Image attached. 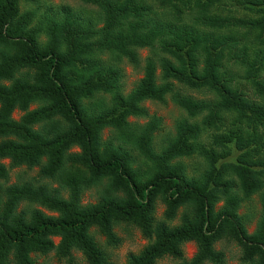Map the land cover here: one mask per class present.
I'll return each mask as SVG.
<instances>
[{
    "label": "trees",
    "instance_id": "1",
    "mask_svg": "<svg viewBox=\"0 0 264 264\" xmlns=\"http://www.w3.org/2000/svg\"><path fill=\"white\" fill-rule=\"evenodd\" d=\"M76 1L91 9L0 0V137L16 138L0 146V159L31 170L45 158L41 173L64 171L72 194L62 200L33 180L9 185L0 164V264H40L35 257L51 253L73 264L75 251L86 264H114L108 250L121 243V225L149 241L128 264L176 259L189 242L197 254L181 264H227L221 243L240 248L241 264H264V0ZM23 3L39 7L23 12ZM143 49L144 77L123 97L120 65L138 67ZM175 83L210 96L195 100ZM102 91H115L111 104L96 100ZM168 95L190 116L204 114L205 124L180 121L158 152L161 120L139 126L129 118H146L143 104ZM33 104L40 106L29 111ZM18 109L27 113L15 122ZM107 129L114 136L104 140ZM194 136L197 177L181 161L194 156ZM74 146L83 152L69 154ZM93 187H101L97 202L82 205ZM255 196L262 209L250 234L239 212Z\"/></svg>",
    "mask_w": 264,
    "mask_h": 264
},
{
    "label": "rangeland",
    "instance_id": "2",
    "mask_svg": "<svg viewBox=\"0 0 264 264\" xmlns=\"http://www.w3.org/2000/svg\"><path fill=\"white\" fill-rule=\"evenodd\" d=\"M42 5L51 6L58 8L60 6H70L76 11L84 10V9H91L89 7L83 6L80 2L76 0H41ZM39 6L34 4H25L23 3L21 5V10L25 12L26 10L31 9H37ZM140 56V65L138 67H135L134 65L130 64L127 59L123 61V63L120 65L122 68V74L123 79L121 80L120 84L122 85V96L126 97L128 94H130L133 89L136 87L138 82L144 77V64L145 59L150 55L149 49H143L139 51ZM161 70L157 72V77L159 79L158 84L161 83L160 80ZM178 89L181 90V93H184L187 96L192 97L195 100H202L208 98L210 95L206 92H197L188 90L186 88H182L181 86H178L176 83ZM115 95V91L113 92H99L96 96V100H104L105 103L111 104L112 96ZM90 100V99H87ZM86 100V101H87ZM87 102L86 104L92 103ZM40 105L33 104L29 111H33L37 108H39ZM143 107L147 110L148 116L146 118H129V122L134 125L138 124L139 126H146L147 124H150L153 119H160V129L155 132V147L158 152L168 144L169 139L173 138L177 134V124L180 121L186 120L188 122V125H192V128L197 129V125H201L202 123L205 124V115L200 114L196 115L195 117L190 116V114L181 108L179 105H177L172 100V95H168L166 97V100L162 102H152L148 101L143 104ZM1 110V105H0ZM27 112L21 111V110H15L12 115L11 119L15 122H20V120L26 115ZM33 132L38 131V126H33ZM194 130V129H193ZM213 134V133H210ZM214 135V134H213ZM114 133L111 132V130L107 129L103 132L102 137L104 140H107L109 138H113ZM15 142L16 138L14 137H0V146L4 144L5 142ZM189 145H193V149L196 150L194 156L192 158H184L182 159V164H184L188 168L189 175H195L197 177V161L200 160V158H197V145L200 144V141L205 146L209 147L211 144V141L209 138L204 134V137L197 139V136H194L192 138H189L188 140ZM69 154H80L83 152L82 148L79 146L72 147L69 151ZM137 153H132V156L138 159V162L141 161V157ZM177 162V161H175ZM0 164L3 165L5 170L9 173V185H13L16 183H22V180L25 182V180L28 182L32 181L36 185H39V187L46 192L47 194L58 197L62 200L70 201L72 194L69 189H65L60 179H63V172L56 173L53 177H45L41 171L47 166L48 162L47 160L41 159L39 163H37V166H34L31 170L27 169V166H19L14 167L12 164V160L10 158H4L0 159ZM101 187H93L89 190H86L84 195L81 198V204L87 205V204H95L98 199V192L100 191ZM221 204H219V207ZM24 206H21L19 210H21ZM38 209H40L43 213L47 215H55L48 210L37 206ZM36 207V208H37ZM261 203L259 201V197L255 196L253 198V201L251 203L245 204L243 208L240 210V215L244 218V221L248 223V232L252 234L255 229L257 222L259 220L260 214H261ZM166 211V205L158 201L157 207H156V214L155 217L158 220H162L164 218V213ZM182 214V210L178 213V218L175 220L173 225L179 224V218ZM91 233H93L96 240L100 243V245H105V238L100 236L95 228H91ZM115 232L117 236L122 240L121 243L113 248L109 249L112 256V261L114 264H128L129 257L131 255L139 256L142 251L149 245V241L143 237L141 232L138 229H135L133 227H128L125 225H121L115 229ZM54 243L58 245L61 242V238H54ZM217 250H223L226 253L227 256V264H241L240 258H241V250L238 246L235 244H227V243H221L216 246ZM182 256L178 258H173L169 256H165L164 258L160 259L156 264H181L183 261H191L195 255L197 254V246L194 242L185 243V245L182 248ZM74 262L73 264H86V259L84 258L83 254L81 252L75 251L74 252ZM37 259L38 263L40 264H69L66 260L59 261L54 253H51L47 257H35Z\"/></svg>",
    "mask_w": 264,
    "mask_h": 264
}]
</instances>
